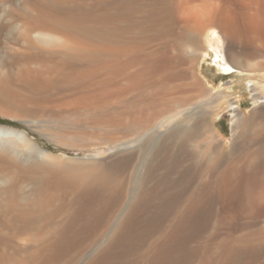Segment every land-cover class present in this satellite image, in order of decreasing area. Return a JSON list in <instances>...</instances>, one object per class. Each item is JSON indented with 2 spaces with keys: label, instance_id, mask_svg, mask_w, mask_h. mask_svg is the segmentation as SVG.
I'll return each instance as SVG.
<instances>
[{
  "label": "bare ground",
  "instance_id": "6f19581e",
  "mask_svg": "<svg viewBox=\"0 0 264 264\" xmlns=\"http://www.w3.org/2000/svg\"><path fill=\"white\" fill-rule=\"evenodd\" d=\"M202 44L221 76L264 72V0H0V69L30 78V101L98 83L87 102L104 108L113 150L138 145L50 174L56 155L0 124V244L35 216L33 236L47 237L29 259L1 251V264H264V94L251 87L263 105L251 118L230 103L229 146L214 136V99L191 83ZM35 105L25 112L52 109Z\"/></svg>",
  "mask_w": 264,
  "mask_h": 264
},
{
  "label": "rangeland",
  "instance_id": "374dc122",
  "mask_svg": "<svg viewBox=\"0 0 264 264\" xmlns=\"http://www.w3.org/2000/svg\"><path fill=\"white\" fill-rule=\"evenodd\" d=\"M216 30L220 31L219 28H216ZM234 50H236L234 44L228 40L226 42V52L230 58L233 57ZM215 59L216 56L214 52L212 51V53L209 54L207 46L202 44V47L198 51L194 65L195 79H192L191 83L193 86H196L198 80L200 85L206 91V94L203 93L202 97L206 98L207 101L211 100L212 98L214 99L212 107L210 108V111L206 117L207 123L210 126V130L214 136L229 146L234 139L231 116L229 115L231 114L230 103L234 101L239 102L241 104V115L243 117L247 116L251 118L253 115L252 112L255 110V108L263 107V105L256 101L257 98L252 95L251 87L253 85L256 86L260 92L264 94V72H259L257 70H237L233 71L231 74L221 76L219 71L213 70L216 69V66L214 65ZM29 80L30 78L25 73L17 72L16 65L12 67L11 72L8 71V69H0V124L24 130L34 142L56 155L54 156L55 161L52 159V161L49 160L50 158L44 160L45 164L51 166L50 171L54 169L58 172L59 169L64 165H69V163L74 165V163L76 164L77 161H92L102 164H107L109 162V164H111V162H116L118 157L120 158L122 155L127 156V154L130 155V152L136 151V149H138V145H136L137 147L135 146L133 148H129L128 150H113L115 148L113 145L116 146V144L113 143V139H118V137L115 138L113 135H108L105 118H103L105 115L102 113V111L104 112V108H96L92 101L87 102V100H90V96H88L89 93L94 94V91L97 90V88H95L94 91H89V88H92L93 86L91 82H84L81 83V85L74 86L73 90L70 87L71 89L68 88L69 91L67 88L59 89L60 92L59 90L55 89L49 94L51 98H48L50 96L47 97L43 95H36L38 99L33 97L32 103L28 96L30 94L22 90L25 87V83L29 82ZM88 83L91 87L87 86ZM97 84L94 86L98 87ZM94 86L92 90L94 89ZM75 87L78 88L76 89ZM224 94L229 95H226L225 98H222ZM67 96H69V98ZM77 96L79 97V100H77ZM42 97H45L46 99H43ZM47 98L48 100L52 99V101H48ZM65 99H69L71 102ZM59 100L60 105H57V103H59L57 101ZM34 101L37 103H46L47 105L51 106L52 109L49 108V112H47L48 115L41 113L37 116H34L25 112V110H30L32 107H36V105L34 106ZM61 101H63V103ZM84 102H87V104ZM89 102H92L94 105L92 106V104ZM54 103L56 106H54ZM71 103L73 104L71 105ZM100 115H103L102 118ZM185 115L187 116L189 114H181L178 118L180 119ZM259 118L260 114H255L253 116L254 121L259 122ZM175 123L176 120H172L168 126L164 127L160 132L163 135L168 134L172 131ZM256 123L252 122L251 126H261L260 123ZM237 131H240V129ZM161 133L158 141H160L161 136H163ZM137 155L138 154H136V156ZM54 170L50 172V174L54 173ZM55 174H53V177L51 176L52 179H54ZM39 179L43 180L45 178L39 177ZM214 220L215 219L213 218H208L207 222L209 223L210 221ZM40 223V216L32 217L30 220L31 226L27 230L19 233L20 235L18 234L17 239L14 237L15 234L12 232L10 233V231L7 232L8 230L6 231V234L3 233L2 235L5 237L2 238H4L6 241L0 244V252L4 251L6 254L1 252L3 254L2 259L5 255V260L11 258V256H8L9 254H14L12 255L14 258L29 259L37 251L39 252L47 240V237H44L46 240L37 235L35 238L32 233L38 232ZM240 225L242 226V224ZM7 234L10 236L7 237ZM21 234H24L22 236L23 238L20 237ZM11 236L13 239H10ZM27 236L28 238H26ZM30 237L32 239H29ZM38 242L41 243L39 244ZM5 244H7V246ZM8 244L10 246H8ZM4 246H6V248H4ZM10 252H12V254ZM18 256H20V258Z\"/></svg>",
  "mask_w": 264,
  "mask_h": 264
}]
</instances>
